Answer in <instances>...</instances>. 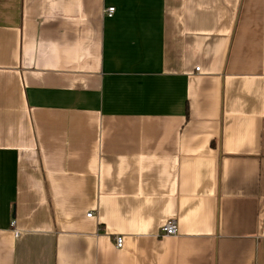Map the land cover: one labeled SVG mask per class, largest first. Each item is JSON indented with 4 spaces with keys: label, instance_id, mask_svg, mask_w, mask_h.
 I'll use <instances>...</instances> for the list:
<instances>
[{
    "label": "crops",
    "instance_id": "0c3cea01",
    "mask_svg": "<svg viewBox=\"0 0 264 264\" xmlns=\"http://www.w3.org/2000/svg\"><path fill=\"white\" fill-rule=\"evenodd\" d=\"M0 264H264V0H0Z\"/></svg>",
    "mask_w": 264,
    "mask_h": 264
},
{
    "label": "built area",
    "instance_id": "2783aa9c",
    "mask_svg": "<svg viewBox=\"0 0 264 264\" xmlns=\"http://www.w3.org/2000/svg\"><path fill=\"white\" fill-rule=\"evenodd\" d=\"M116 9L114 7L107 9L106 14L109 17H112ZM200 70L199 68L197 69ZM93 213L88 214V217H92ZM12 226H15V221L12 223ZM179 228L178 223L175 219H172L166 223V225L161 230V235L163 236H176L178 235ZM16 235H19V232H16ZM116 247L122 249L125 245V240L123 236H117L115 239Z\"/></svg>",
    "mask_w": 264,
    "mask_h": 264
}]
</instances>
